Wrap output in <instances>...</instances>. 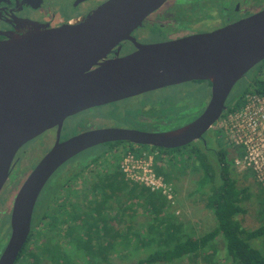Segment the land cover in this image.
Instances as JSON below:
<instances>
[{
	"label": "water",
	"instance_id": "water-1",
	"mask_svg": "<svg viewBox=\"0 0 264 264\" xmlns=\"http://www.w3.org/2000/svg\"><path fill=\"white\" fill-rule=\"evenodd\" d=\"M164 2L107 0L72 25L38 26L0 42V189L17 150L56 128L54 145L14 198L0 264H14L30 233L39 193L66 161L107 142L172 149L200 140L227 110L233 85L264 60L263 9L211 32L136 44L132 53L98 63ZM193 80L209 81L210 97L202 112L181 127L161 132L96 128L59 142L63 121L74 114Z\"/></svg>",
	"mask_w": 264,
	"mask_h": 264
},
{
	"label": "trees",
	"instance_id": "trees-1",
	"mask_svg": "<svg viewBox=\"0 0 264 264\" xmlns=\"http://www.w3.org/2000/svg\"><path fill=\"white\" fill-rule=\"evenodd\" d=\"M262 68L264 60L246 74L247 85L237 92L234 104L231 99L227 110L238 107L251 89L264 96V79L255 76ZM163 111L159 109L149 119L162 121ZM141 115L138 109L127 110L124 120L131 122ZM132 126L139 127L140 122ZM210 139V147L195 141L172 149L114 142L126 144L119 158L103 151L81 161L58 185L50 183L53 189L38 202L32 230L14 264H108L113 254H139L133 264H194L200 255L211 256L220 243L228 264H264V190L259 187L253 194L252 188L238 186L231 149ZM126 150L154 153V172L165 183L170 184L175 170L195 173L191 193L205 196L204 207L213 215L214 227L190 235V229L168 213L172 203L165 195L125 178L118 162ZM109 156L117 159L113 165L107 162ZM100 158H108L104 166L97 164ZM92 164L93 169L89 168ZM71 178L82 180L80 196L67 185ZM253 199L258 203L260 223L247 229L238 217L246 213L245 202ZM138 207L147 219L133 224Z\"/></svg>",
	"mask_w": 264,
	"mask_h": 264
},
{
	"label": "flooded vegetation",
	"instance_id": "flooded-vegetation-1",
	"mask_svg": "<svg viewBox=\"0 0 264 264\" xmlns=\"http://www.w3.org/2000/svg\"><path fill=\"white\" fill-rule=\"evenodd\" d=\"M106 1L107 0H64V2L67 3V6L62 13L57 8L62 6V0H0V42L8 40L12 36L24 34L38 26L43 28H57L62 25H72L82 20L86 15L91 13L95 8ZM263 9L264 0H165L161 6L148 14L141 21L140 25L130 32L129 37L119 40L109 50L105 58L100 59L98 63L108 59L123 57L132 53L137 48L136 44L149 45L171 41L193 34L211 32L215 29L247 18ZM96 67L97 66H93L91 69ZM253 68H251L248 72H251ZM248 72H246V74ZM246 74L235 84H238L241 80H243ZM196 85L199 86L196 88L193 87ZM203 85V88L206 87L204 90L210 92L211 85L209 81L193 80L84 110L63 121L59 131V142H62L73 135H77L80 132L96 128L121 127L149 132H161L176 129L185 125L178 124V119L183 117L182 109L188 106V100L185 96L186 91L181 92L179 95L177 89L184 90L183 86H188V88L192 87L194 89L192 92H194L198 87ZM246 85V83L241 85L239 84L234 94L231 91L233 87L231 88V92L225 101V106L227 108L229 107L231 99H233L234 96L236 97L238 94L237 92L242 91ZM168 90H173L176 94L167 98L163 95V93ZM166 100L169 101L167 102ZM207 102L205 103V106ZM201 104H203V101L197 102V105ZM137 109L143 115L131 122L124 120V114L127 110ZM159 109H164L163 112L166 114V117L160 122L158 121V118H154L153 120L149 119L150 115L157 113ZM169 109H171L172 112H169L171 111ZM99 110H105V115H103L104 119L100 121V123H102L97 125L96 123L98 122L95 118L102 116L92 114L91 112ZM225 112L226 111H224L220 117ZM71 120H73L74 123L67 124L68 121ZM136 121L140 122L139 127L132 126L133 122ZM108 122H110V125H102ZM45 133H49L47 138L50 137V140L48 139L49 148L47 152L51 149L56 141V128H52L41 133L26 142L17 150L10 165L9 174L6 179L7 182L12 174V171H14L16 167H18L17 174L21 173L24 170L23 168L26 167V165L19 166L18 162L21 153L25 152L23 150L24 146L26 144L28 145V143ZM205 134H203L201 139L197 141H201L206 145V143L208 144V140L211 141V139L208 138V136L205 137ZM111 143L114 142L98 144L91 148L104 146V149L98 152L105 151V154H108L114 147L126 146V144L112 145ZM91 148L78 153L66 161L52 174L48 183L53 178L51 182H54L56 186L63 178L74 172L76 170V165H73L69 170L65 169L66 165L71 164L72 161L86 154L85 152L89 151ZM18 152L20 153L19 156H17ZM41 158L42 157L39 158L37 163ZM31 171L24 176L18 186L10 188V190L4 194L2 201H0V255L10 237V213L14 198L20 186ZM73 179L74 178H71L67 185H69ZM6 181L1 187L0 192H2ZM50 183L45 185V189L43 188L44 190L42 189L37 197L31 216L30 232L32 230L33 221H35V215L37 214L36 207L38 202L45 198V194L49 193L53 189L49 188L51 186ZM10 185L11 182L9 180L7 186ZM26 242L27 239L24 245ZM24 245L22 246V249Z\"/></svg>",
	"mask_w": 264,
	"mask_h": 264
},
{
	"label": "rangeland",
	"instance_id": "rangeland-1",
	"mask_svg": "<svg viewBox=\"0 0 264 264\" xmlns=\"http://www.w3.org/2000/svg\"><path fill=\"white\" fill-rule=\"evenodd\" d=\"M60 6H61V2H60ZM66 6H67V3L64 2V0H62V6L57 7V8L60 12L63 13L64 12L63 10H65ZM255 76H258L261 79H264V68H262L260 72H255ZM244 83H246L245 79L241 80L238 84H235L231 90L233 94L235 93L238 85L239 84L241 85ZM197 86L199 85H196L193 87L196 88ZM183 87H184V90L177 89V92H179L178 94L180 95L181 92L186 91L185 96L187 97V100H188L187 102L188 106L182 109L183 117H181L180 115L181 118L178 119V122H179L178 124L180 125L187 124L191 122L192 120H194L204 109L205 103L207 102L209 95H210L209 91L204 90L206 88V87L203 88L204 85L198 87L196 91L194 92H192V90H194L192 87H189V88L188 86H183ZM175 94L176 92L173 90H168L165 93H163V95H165L167 98ZM233 99H234L233 101V104H234L236 101L235 96ZM166 101L168 102L169 100H166ZM198 101H203V104L197 105ZM91 113L96 114L98 116H102V117L95 118L96 121L98 122L96 124L97 125L101 124L102 122L100 123V121L104 119L103 115H105V110L94 111ZM131 114L132 113H130L129 115ZM73 120L68 121L67 124L74 123ZM102 125H110V122L102 124ZM48 134L49 133H45L37 137L32 142L28 143V145L26 144L25 145L26 147L24 146V149H23L25 152L21 153V155L19 152L17 153V156L20 155L19 161H18L19 166L26 165V167L23 168L24 170L19 174H17L18 167H16L14 171H12V174L10 175V178L8 179V182L10 180L11 185L7 186L8 182L6 181L2 189V192H0V201H2V199L4 198V194H6L10 190V188L12 187L14 188L20 184L24 176L34 168L39 158L45 155V153L47 152L49 148L50 137L47 138ZM205 135H206L205 137L208 136V138H213V140H216V141L220 140L219 142L223 143L227 147L226 143L223 141L222 136H220L218 132L213 130L212 127L207 130ZM208 144H209V147L210 145L212 146V143L210 140H208ZM123 148H125V146L114 147L109 151L108 154L114 153L112 157L119 158L120 152L122 151ZM103 149H104V146L91 148L89 151L85 152L86 154L75 159L74 161L71 162V164H67L65 169L69 170L73 165H78L81 161L87 160L89 157H91L92 155H94L95 153H98V151H101ZM231 154L233 156V153ZM105 160L107 161L108 158L106 159L100 158L97 164H99V166H104L106 164V163L104 164ZM115 160L117 161V159H114V158L111 159L109 156V160L107 162L113 165ZM211 162L214 163V161H211ZM97 164H96V167H97L96 169H99ZM93 167L95 168V166L92 164L89 168L93 169ZM196 177L197 175L195 173H192L188 169L185 171H178V172L177 170H175L174 178L170 182V185L172 187V193H171L172 194V207H169V209H167L168 213L172 214L176 219L184 223V226L186 227V229H190L191 231L190 235L193 234L194 236H197L198 234H202L204 232L209 231L215 225V220L213 218V215L204 207L205 196L194 195L191 193L195 187L194 180L196 179ZM235 177L237 179L238 186H248L252 188L253 194L258 193L259 190H261L259 186H257L249 176H242L239 173L235 172ZM81 179H84V177H82ZM81 179H75L74 181H71L70 183V186L73 187L76 191H78V193H76L78 196H80L79 190L82 189ZM49 183L47 182L46 184H49ZM244 207L246 209V213L244 215L239 216L238 219H240L242 225L247 229L257 228L259 226L260 221H259V214H258V203L256 202V199L245 202ZM146 219H147V216H145L142 209L138 207L137 212L134 215L133 224L144 222V220ZM220 244L217 246L216 251L213 252L211 256L209 254H206L204 256L200 255L197 257L194 264H228L229 262L224 257V251L221 246L222 244L221 245ZM126 249L130 251V247ZM111 256H110L111 258L109 257L111 261L108 264H133L135 262V259L138 258L139 254H133L130 256L113 254Z\"/></svg>",
	"mask_w": 264,
	"mask_h": 264
},
{
	"label": "built area",
	"instance_id": "built-area-1",
	"mask_svg": "<svg viewBox=\"0 0 264 264\" xmlns=\"http://www.w3.org/2000/svg\"><path fill=\"white\" fill-rule=\"evenodd\" d=\"M212 129L222 134L231 149L232 164L237 173L247 175L264 190V96L252 89L246 92L241 104L219 117ZM154 153L147 150H126L119 169L126 179L160 191L172 203V187L153 169Z\"/></svg>",
	"mask_w": 264,
	"mask_h": 264
}]
</instances>
